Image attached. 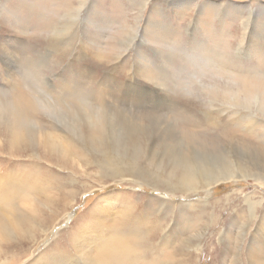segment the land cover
<instances>
[{
    "label": "rangeland",
    "instance_id": "rangeland-1",
    "mask_svg": "<svg viewBox=\"0 0 264 264\" xmlns=\"http://www.w3.org/2000/svg\"><path fill=\"white\" fill-rule=\"evenodd\" d=\"M0 51V264H264V0H0Z\"/></svg>",
    "mask_w": 264,
    "mask_h": 264
},
{
    "label": "bare ground",
    "instance_id": "bare-ground-1",
    "mask_svg": "<svg viewBox=\"0 0 264 264\" xmlns=\"http://www.w3.org/2000/svg\"><path fill=\"white\" fill-rule=\"evenodd\" d=\"M145 2V1H144ZM182 2V1H181ZM4 44V43H3ZM62 46V45H61ZM2 49V48H1ZM2 51V50H1ZM0 51V52H1ZM72 52V51H71ZM6 53V52H5ZM79 55H80V53H79ZM48 56V55H47ZM81 56V55H80ZM263 66H264V64H263ZM13 68V67H12ZM68 68V67H67ZM15 69V68H14ZM3 71V70H2ZM61 71V70H60ZM91 71V70H90ZM69 73V72H68ZM67 73V74H68ZM132 74V73H131ZM14 75V74H13ZM16 76V75H15ZM19 76V75H18ZM262 76H263V78H264V71H263V74H262ZM64 77V76H63ZM17 79V78H16ZM21 79V78H20ZM136 79V78H135ZM263 80V79H262ZM94 81V80H93ZM136 81V80H135ZM261 81V80H260ZM91 82V81H90ZM263 82H264V80H263ZM21 83V82H20ZM76 83V82H75ZM79 84V83H78ZM259 84H260V82H259ZM262 84V83H261ZM77 85V84H76ZM99 85V84H98ZM128 85V84H127ZM263 85V84H262ZM82 86V85H81ZM100 86V85H99ZM261 86V85H260ZM73 87V86H72ZM263 88H264V85L262 86ZM261 87V88H262ZM49 88V87H48ZM61 89V88H60ZM70 89V88H69ZM128 89V88H127ZM58 90V89H57ZM264 90V89H263ZM15 91V90H14ZM59 91V90H58ZM58 91H56V92H58ZM89 91V90H88ZM153 91V90H152ZM17 92V91H16ZM70 92V91H69ZM77 92V91H76ZM92 92V91H91ZM138 92V91H137ZM142 92V91H141ZM62 93V92H61ZM72 93V92H71ZM52 94V93H51ZM70 94V93H69ZM106 94V93H105ZM78 95V94H77ZM51 96V95H50ZM76 96V95H75ZM53 97H55V96H53ZM263 98V97H262ZM26 99V98H25ZM169 99V98H168ZM20 101V100H19ZM169 101V100H168ZM261 101V100H260ZM79 102V101H78ZM80 103V102H79ZM119 103V102H118ZM82 105H83V102H82ZM84 106V105H83ZM261 107V106H260ZM6 108V107H5ZM81 108V107H80ZM84 108V107H83ZM80 110V109H79ZM180 110V109H179ZM12 112L15 114V116H16V118L17 119H19L21 116H22V112H23V109L21 108V105L20 104H18V105H16V106H14L13 108H12ZM11 112V113H12ZM98 112V111H97ZM167 112V111H166ZM24 114V113H23ZM26 114V113H25ZM99 114V113H98ZM9 115V114H8ZM75 115V114H74ZM237 115V114H236ZM8 121V120H7ZM22 124V123H21ZM44 136H46V135H44ZM48 139L50 140L51 138H49V136H48ZM43 142H45V141H43ZM122 142V141H121ZM58 143V142H57ZM53 144V143H52ZM50 145V148H51V144H49ZM53 145H55V142H54V144ZM52 145V146H53ZM48 147V146H47ZM68 147V146H67ZM62 148V147H61ZM49 149V148H48ZM50 150V149H49ZM16 152V151H15ZM14 152V153H15ZM6 155V154H5ZM236 161V160H235ZM243 162V161H242ZM237 165H238V163H237ZM242 165V164H241ZM230 167V166H229ZM239 167V166H238ZM242 168V167H241ZM198 169V168H197ZM257 169V168H256ZM238 170V169H237ZM241 170V169H240ZM179 171V170H178ZM198 171V170H197ZM195 172V171H194ZM203 172V171H202ZM205 173V172H204ZM207 173H209V172H207ZM213 173V172H212ZM237 173H238V171H237ZM236 173V174H237ZM243 173V172H242ZM203 174V173H202ZM214 174V173H213ZM216 174V173H215ZM210 175V174H209ZM234 175V174H233ZM206 176V175H205ZM215 176V175H214ZM230 176V175H229ZM232 176V175H231ZM261 176V175H260ZM188 177V176H187ZM190 178V177H189ZM194 178V177H193ZM197 178V177H196ZM208 178H209V176H208ZM236 178H238V177H236ZM254 178V177H253ZM200 179V178H199ZM215 179V178H214ZM235 179V178H234ZM1 180H2V178L0 177V192H2L4 189H2V187L1 186H3L2 184H1ZM195 180V179H194ZM186 181V180H185ZM204 181V180H203ZM209 181V180H208ZM189 182H191V181H189ZM188 182V183H189ZM235 182V181H234ZM193 183V182H192ZM237 183V182H236ZM258 183V182H257ZM184 184H186V183H184ZM182 185V184H181ZM192 185V184H191ZM196 185V184H195ZM201 185V184H200ZM179 186V185H178ZM259 186H261V185H259ZM189 187H191L190 185H189ZM16 189V188H15ZM208 190L210 191L211 190V187H208ZM192 192V191H191ZM254 192V191H253ZM249 198V197H248ZM0 200L2 201V197H0ZM70 202V201H69ZM199 202V201H198ZM201 203V202H200ZM9 204V203H8ZM2 205H3V203H2ZM193 205H195V204H193ZM0 206H1V203H0ZM69 206V205H68ZM63 216V215H62ZM66 218V217H65ZM70 218H71V216L70 215H68V217H67V219L66 220H70ZM79 218V217H78ZM56 225V224H55ZM60 227V226H59ZM262 228V227H261ZM1 235H0V242L2 241L1 240ZM255 239V238H254ZM256 240V239H255ZM254 240V241H255ZM116 243H117V247L116 248H122V246H123V244H120L121 242L120 241H115ZM255 243V242H254ZM111 245V244H110ZM264 245V244H263ZM113 247V246H112ZM108 247H106V249H107ZM118 252L116 251V250H110V249H108L107 251H106V253L105 252H102V256H106V258L108 259V261H114V259L116 258V257H118ZM65 255H63V253H56V254H53V255H51L50 256V259L46 262V263H43V264H68V260H66L65 259V257H64ZM18 257H19V255H17V259H18ZM256 258V257H255ZM46 260V259H45ZM254 260V262H255V260L256 259H253ZM116 261V263H112V264H123V257H119V258H117V260H115ZM14 262H16V261H13V263ZM33 263V262H32ZM34 264H42V263H35L34 262Z\"/></svg>",
    "mask_w": 264,
    "mask_h": 264
}]
</instances>
